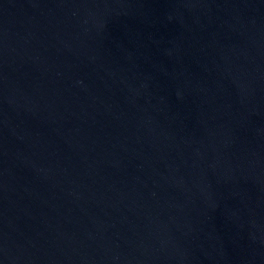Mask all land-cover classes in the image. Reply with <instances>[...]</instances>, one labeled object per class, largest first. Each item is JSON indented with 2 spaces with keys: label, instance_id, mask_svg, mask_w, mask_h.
Listing matches in <instances>:
<instances>
[{
  "label": "water",
  "instance_id": "95a60500",
  "mask_svg": "<svg viewBox=\"0 0 264 264\" xmlns=\"http://www.w3.org/2000/svg\"><path fill=\"white\" fill-rule=\"evenodd\" d=\"M0 264H264V0H0Z\"/></svg>",
  "mask_w": 264,
  "mask_h": 264
}]
</instances>
